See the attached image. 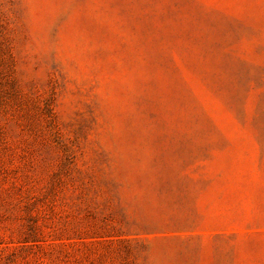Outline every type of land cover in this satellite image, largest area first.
<instances>
[{"label":"rangeland","instance_id":"1","mask_svg":"<svg viewBox=\"0 0 264 264\" xmlns=\"http://www.w3.org/2000/svg\"><path fill=\"white\" fill-rule=\"evenodd\" d=\"M0 264H264V0H0Z\"/></svg>","mask_w":264,"mask_h":264}]
</instances>
